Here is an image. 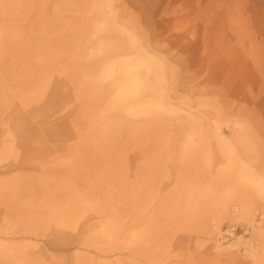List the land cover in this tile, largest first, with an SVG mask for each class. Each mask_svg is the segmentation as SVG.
<instances>
[{
  "label": "rangeland",
  "instance_id": "obj_1",
  "mask_svg": "<svg viewBox=\"0 0 264 264\" xmlns=\"http://www.w3.org/2000/svg\"><path fill=\"white\" fill-rule=\"evenodd\" d=\"M113 12L0 0V264H264V0ZM141 51L178 83L114 107Z\"/></svg>",
  "mask_w": 264,
  "mask_h": 264
},
{
  "label": "bare ground",
  "instance_id": "obj_2",
  "mask_svg": "<svg viewBox=\"0 0 264 264\" xmlns=\"http://www.w3.org/2000/svg\"><path fill=\"white\" fill-rule=\"evenodd\" d=\"M101 6L104 9H109L107 18L111 25L108 30L117 31V28L122 29L117 24H114V0H101ZM124 31L127 33V39L130 41V43L138 48L139 42L136 40L135 35L127 30ZM105 58L106 60L103 61L105 76H107L108 78H119V80L116 81L115 85V90H117L118 94L117 96H115L114 107H116V105L124 104L125 102H128L130 100H135V98L144 90L150 91L154 88L158 89L160 85L164 86L166 90V88H168L169 86L175 87V85L178 83V80L176 79V81H174V78L172 77L168 81L165 79V77L163 78V63L157 61L154 57L148 56L143 51H141L140 55L132 61H113L111 60V57ZM142 76L147 78L144 81L143 79L141 81ZM161 80L163 81L161 82ZM99 98L102 100H106L108 98V95L104 92H101L99 94ZM108 100L110 101V99ZM152 100H150L149 102H151ZM153 103L158 108V111L166 109L163 97H161V99H155ZM189 124L190 122L187 120L183 122V125L186 127H189ZM261 129L264 133V121ZM242 130L244 132H247L244 129ZM242 130L240 129V131ZM250 131L253 132V130Z\"/></svg>",
  "mask_w": 264,
  "mask_h": 264
}]
</instances>
